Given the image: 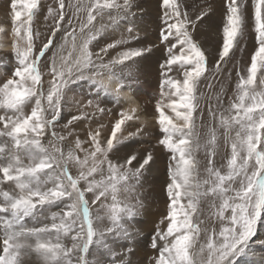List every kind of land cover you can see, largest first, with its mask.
Here are the masks:
<instances>
[{
    "label": "snow or ice",
    "instance_id": "1",
    "mask_svg": "<svg viewBox=\"0 0 264 264\" xmlns=\"http://www.w3.org/2000/svg\"><path fill=\"white\" fill-rule=\"evenodd\" d=\"M248 2L224 0L223 5L222 44L216 71L240 49L248 28L254 32L255 46L246 68L236 72L234 98L224 106L217 97L218 113L209 108L213 119L218 115L219 126L224 130L223 142L230 148L226 163L218 166L215 157L220 144L216 131L210 127L207 139L202 140L195 119L208 58L190 29H196L197 22L202 23L208 14L200 12L192 19L181 6L183 0H161L160 35L163 41H169V47L159 66L162 99L155 111L162 132L159 144L172 154L175 164L170 165L166 183L167 213L161 221H167L166 229L158 230L151 243L159 252L154 264H234L264 219V0H251L250 9ZM132 3L133 0H77L70 5L73 14L83 13L86 19L79 25V35L74 28L64 29V43L57 46L54 38L65 22V0H58L55 15L54 9L48 8L54 21L51 34L36 49L34 41L39 33L33 24L41 11V0H10L17 64L12 77L0 85V109L5 111L0 115V137L7 138L0 144V183L12 185L10 190L0 188V225L4 228L0 264H26L33 253L42 264H100L99 260L89 259L93 245L107 249L109 236L130 238L129 222L142 207L133 193L153 156L148 152L139 159L131 154L114 160L109 154L118 151V133L132 116L121 113L104 141L99 129L90 132V149L83 148V142L77 139L65 155L59 146L63 136L52 131L51 136L58 143L50 141V147L42 139L61 115L64 90L69 83L88 79L97 88V95L103 92L119 96L121 88L126 87L115 72L109 74L116 83L113 89L97 80L95 73L86 76L84 70L95 66L94 53L89 51L90 43L99 35V31H93L94 21L105 15L111 19L113 12L117 16L126 14ZM66 22L72 24L71 19ZM128 31L131 33L132 29ZM69 42L72 51L65 56ZM116 46L109 44L95 55L99 59ZM53 48L56 51H52L50 65H44L51 75L45 90L41 61ZM145 51L126 49L100 67L127 66L126 62L143 56ZM73 52L78 53L74 58ZM174 66L182 69V78L170 75ZM28 108L30 111H26ZM139 132L138 129L129 135ZM201 148L207 158L202 170L196 155ZM77 150L84 152L82 159ZM70 163L78 168L76 175L69 170ZM88 193L92 194L95 211L90 207ZM205 200L210 201V207L215 209L211 215L222 226L218 231L215 227L204 229L205 242L197 251ZM54 208L58 210L53 211ZM41 217L48 222L27 226L28 219L39 222ZM158 241L163 242L159 248ZM205 252L207 255L202 257Z\"/></svg>",
    "mask_w": 264,
    "mask_h": 264
},
{
    "label": "rangeland",
    "instance_id": "2",
    "mask_svg": "<svg viewBox=\"0 0 264 264\" xmlns=\"http://www.w3.org/2000/svg\"><path fill=\"white\" fill-rule=\"evenodd\" d=\"M120 2L122 3V0H120ZM183 2H187V4L182 3L181 6H183L182 8L185 9L189 14L192 15L199 14L200 12H206L208 15L205 18L208 17L209 19L210 17L217 16L215 11L216 8H218L217 5H219L220 8H223L224 5V0H212L211 2L207 0H183ZM9 3L10 0H0V28L4 29L3 32H0V85L12 77V71L17 64L14 53L16 39L10 19ZM76 3L77 0H65V22H62L63 28L54 38L55 44L57 46L64 43L62 38L64 29L72 31L74 28L79 35V25L86 19V16L83 13L77 15L73 14L74 9L70 5H75ZM250 3L251 0L248 2L249 9ZM41 4V11L38 17L34 20L33 24L34 30L39 33V36H37L34 41L36 49H39L42 44L46 42L54 26V21L48 14V8L52 7L54 9L53 15H55L56 9L58 10L59 8L58 0H41ZM184 5L188 6L186 7ZM69 9H71V13L68 14L67 10ZM162 12L163 9L161 7V0H133L132 7L127 11L126 14L122 13L121 16H117L116 13L113 12L111 19L105 15L103 17H98L97 20L94 21L95 27L93 31H99V35H97L96 39L90 43L89 51L94 53L92 61L95 66L90 69H85V75L92 76L93 73H95V78L97 80H103L104 83L109 84L105 81V77L109 76L111 72H115L116 76L121 78V82L126 84L128 88H121V94L119 96H116L114 93L105 95L103 92H100L99 96L97 95V88L88 79L69 83L64 90V100L62 101L63 107L61 115L54 123L53 128L48 129L47 134L42 139V142L46 146L50 147V141L53 144L58 143L51 136L52 131H55L58 137L63 136L64 141L59 142V146L64 150L65 155L67 154L68 147L74 148L75 141L77 139L83 142V148L90 149L91 142L89 139V133L99 129L101 133V140H106V138L111 135V129L114 126L116 120L120 118V113L126 112L132 116V119L126 121V123L122 125L121 133H118V138H121V143L118 146V151L113 150V153L109 154L110 158L114 160L116 158H120L122 160L123 157L127 155L136 154L137 158L139 159L148 152L152 153L153 160L143 172V175L140 177L139 184L136 185L135 192L133 193V195L140 200L142 207L139 208L138 214L135 215L134 218H132L129 222L131 236L130 238H125L122 236H109L107 239V249L99 245H93L90 249L89 259L93 261L99 260L100 264H154L155 258L159 255V252L158 249H153L151 247L152 239L158 230L166 229L167 221L161 223L167 213L168 204L166 186L163 185L168 182L169 168L170 165L175 164V161H173L171 158L172 154L164 146L159 144V139L162 137V132L157 123V118L154 120V123L157 125L150 123L151 121L146 124L145 122H141L138 119L139 113H145L147 110L148 111L146 113L149 114L148 116H153L154 113L158 114L154 110L157 102L162 99L161 88L159 87L162 77L160 75L161 69L159 66L166 59L167 48L169 47V41H163L160 35L161 29L163 27L161 19ZM45 17L48 18L45 19ZM69 19L72 21L71 25L66 22ZM197 24L198 27L196 29H190L193 36H195L198 32L203 31V28L200 27L201 23L198 21ZM140 25L141 27H139ZM129 28L132 29L131 33L128 31ZM244 35V39H246V48L244 49H248L246 54H249L246 55L244 61L246 64H248L250 55L255 46L254 32L251 30V28H248L246 29ZM122 40L126 41V43H118ZM195 40L200 44L197 39ZM79 43L80 41L78 40L77 44ZM109 44H116L117 46L113 49H109L107 55L101 54V57L98 59L95 54L100 53V50L102 48H106ZM131 45L133 48H143L147 49V51L144 52L143 56L135 58L134 61L126 62L127 66L117 65L115 67L109 68L100 67L101 63L108 64L109 60L115 57L119 52L132 48ZM52 51H56V48H53L51 51H49L45 58H43L41 61L43 81L46 84L44 85L45 90L48 85L47 82L51 80V75L48 73V68L44 67V65H50ZM71 51V43L69 42L64 49L63 55L67 56ZM205 54L208 58V67L209 65L213 64V69H210H212L211 71L213 72L216 71L215 65L217 61L216 59H218V49H209V51L205 52ZM76 55H78L77 52L72 53L73 58ZM213 55L214 57H212ZM210 59L213 62H211ZM45 60L47 62H44ZM208 70L205 75L208 74ZM73 75L75 76L77 74L74 73ZM170 75L173 76V78H182V69H179V66H174V70L172 73H170ZM204 76L202 78H204ZM202 78L199 89L203 90V88H206L211 82L210 78L207 80H203ZM155 84L159 86L154 88ZM112 86L113 85H110V87L114 89L115 87ZM126 91H130L131 95L135 96L139 100V110L132 112V107L124 96V92ZM90 100L92 101L91 104L89 103ZM103 102L105 103L103 104ZM165 102L167 103L168 101L165 100ZM100 109H103V111ZM151 109L154 112L151 111ZM26 111H30V108L26 109ZM4 114V109H0V115ZM74 116L78 117V119L73 120L72 118ZM69 121L72 122L69 123ZM151 126L154 127L152 128ZM138 128L140 130L139 135H129L130 133H137ZM154 129H156V131ZM139 137L144 139L145 142L141 144L138 143ZM6 139L7 138L0 137V144H3ZM131 141L134 142L133 145H130ZM135 146L138 147L136 150ZM8 147L11 149L10 143ZM220 150L221 151H218L220 155L218 158H215V162H218H216L218 166L221 163H226V157L230 154V150ZM80 152L82 151L77 150L76 154L82 159L84 152ZM196 155L198 156L197 159L200 160V168L202 170L207 161L204 149L201 148L198 150ZM2 162L3 161L0 160V163ZM69 170L73 175H76L78 172V168L73 163L69 164ZM0 180H2V176H0ZM81 186H84L83 183ZM11 187L12 185L10 182L0 183V188H3L4 190H10ZM87 198L89 199L90 207L93 211H95L96 206L91 204L92 194L88 193ZM0 200H2V196H0ZM205 201L202 202L203 211L200 218L204 221V223L201 225L202 231L197 245V251L199 250V245L205 242V232L203 230L215 227L218 231V227L216 226L222 223L219 219L211 215L215 209L210 207V201ZM154 204L157 206L159 205V208ZM56 210L58 209H53V211ZM209 221H214V224ZM44 222L48 221H45L44 217H41L39 222H34L33 220L28 219L26 224L27 226L31 227L34 225L38 226V223ZM3 232V225H0V241L3 239ZM162 243L163 242L158 241V248L162 246ZM0 250H2V244H0ZM0 254H2V251H0ZM206 255V252L201 254L202 257ZM31 257L32 254L28 258ZM37 264H42V261L39 260ZM234 264H264V219H261L257 224L255 235L249 241L248 248L242 255L235 259Z\"/></svg>",
    "mask_w": 264,
    "mask_h": 264
},
{
    "label": "bare ground",
    "instance_id": "3",
    "mask_svg": "<svg viewBox=\"0 0 264 264\" xmlns=\"http://www.w3.org/2000/svg\"><path fill=\"white\" fill-rule=\"evenodd\" d=\"M74 1V0H73ZM209 2H211L212 0H207ZM136 2V1H135ZM214 2V1H213ZM53 3V1H52ZM137 3V2H136ZM184 4H187V2H183ZM218 3V2H217ZM216 3V4H217ZM215 4V5H216ZM142 5V4H141ZM184 6H188V5H184ZM218 8H216V14L217 16L216 17H210V19L207 17L203 20V22L200 24L203 28V31L202 32H198L194 37V39H197L199 42H200V45L202 46V49L207 52L209 51V49H219L218 47H220V45L222 44V17H223V12H224V7L223 8H220L219 5H217ZM183 7V6H182ZM144 8V7H143ZM57 10V9H56ZM136 10V9H135ZM142 11V10H140ZM157 11V10H156ZM68 14L71 13V9L67 10ZM138 12V11H137ZM198 13V12H197ZM67 14V15H68ZM215 14V15H216ZM82 15V14H81ZM122 15V13L120 14V16ZM198 14H189V16L191 18H195L194 16H197ZM141 16V15H140ZM68 17V16H67ZM126 17V16H125ZM129 17V16H128ZM84 18V17H83ZM130 18V17H129ZM118 19V18H117ZM131 19V18H130ZM141 19V18H139ZM144 20V19H143ZM117 21V20H116ZM121 21V20H120ZM132 21H133V18H132ZM141 21V20H140ZM152 21V20H151ZM119 22V21H118ZM121 23V22H120ZM119 23V24H120ZM114 27H115V24H114ZM141 27V25L139 26ZM40 28V27H39ZM37 30V29H36ZM114 30V29H113ZM104 31V30H103ZM102 31V32H103ZM111 31V30H110ZM112 32V31H111ZM117 32V31H116ZM120 32V30H119ZM246 32V31H245ZM114 34V33H113ZM119 36V35H118ZM247 36V35H246ZM245 38V35L240 43V49L239 50H235V53L234 55H232L231 59L227 61V63H222L219 71H211L213 68H212V65H209L208 67V74H206L204 76V78H202L203 80H207L210 78V84L207 85L206 88H203L200 89V105H199V109L197 110V113H196V127L198 128L197 130L200 132V135H201V138L202 140L204 139H207L208 137V130L210 127L214 128L215 131H216V134L219 138V144H220V147H219V150L218 151H221L220 149H223V150H226V151H229L230 148L228 146H226L223 142V129L219 126V117L217 115V118L216 119H213V117L210 115V112H209V108H211L212 110L214 111H217V113L219 112V106H218V103H217V97H219V100L222 102V104L224 106H227L228 102L230 99L234 98V95H235V86H236V83H237V75H236V72L237 70H243L246 68L247 64L245 63V57L246 55H249V54H246V51L244 48H246V39ZM149 41V40H148ZM254 42V41H253ZM134 44V43H132ZM139 45V43H138ZM132 46V45H131ZM248 46H251V45H248ZM254 46V44H253ZM133 48V46H132ZM250 49V48H249ZM252 51V50H251ZM211 53V52H210ZM209 53V54H210ZM214 53V52H213ZM216 53V52H215ZM212 55V54H211ZM215 55V54H214ZM214 55L212 57H214ZM207 56V55H206ZM209 56V55H208ZM211 57V58H212ZM218 57V55H217ZM154 60V59H153ZM211 60V59H210ZM217 60V59H216ZM247 60V59H246ZM44 62H47L46 60ZM211 62H213L211 60ZM212 68V69H210ZM215 69V68H214ZM49 73V72H48ZM47 74V73H46ZM45 77V76H44ZM49 77V75H48ZM51 78V77H50ZM49 78V79H50ZM100 78V77H99ZM46 79V78H44ZM105 81L108 82L110 85H113L114 87H116V83L112 80L109 79V76L105 77ZM144 81V80H143ZM149 82V81H148ZM147 82V83H148ZM209 82V81H208ZM48 83V82H47ZM128 84V83H127ZM201 84V83H200ZM44 85H46L44 83ZM126 85V84H125ZM133 85V84H132ZM147 85V84H146ZM210 85V86H209ZM48 86V85H47ZM112 86V87H113ZM130 86V85H129ZM134 86V85H133ZM159 85L155 84L154 88H157ZM127 87V86H126ZM160 87V86H159ZM128 88V87H127ZM47 89V88H46ZM123 90V89H122ZM157 90V89H155ZM125 93V98L126 100L130 103L132 109H135V111L139 110V100L135 97V96H132L130 91H126L124 92ZM100 96V95H99ZM110 101V100H109ZM105 102H103L104 104ZM100 104V103H99ZM111 104V103H110ZM115 105V104H114ZM113 105V106H114ZM142 105V104H141ZM144 105V104H143ZM146 105V104H145ZM111 106V107H113ZM118 106V105H117ZM123 107V106H122ZM148 107V106H147ZM155 107V106H154ZM103 108V107H102ZM129 108V107H128ZM118 109V108H117ZM131 109V108H130ZM146 109V107H145ZM147 110V109H146ZM130 111V110H129ZM134 111V112H135ZM148 111V110H147ZM146 111V112H147ZM151 111H153L151 109ZM155 111V110H154ZM153 111V112H154ZM167 111V114L171 115L174 117V113H171L170 110H166ZM107 112V111H106ZM119 112V111H118ZM125 112V111H124ZM144 113V112H141L139 113V116H138V119L139 121L141 122H145L146 124L148 122L150 123H154L155 119L157 118L158 119V114H155L153 116H148L149 114L147 113ZM126 113V112H125ZM132 113V112H131ZM149 113V112H148ZM115 114V113H114ZM121 114V113H120ZM113 115V114H112ZM115 117V116H114ZM100 118V117H99ZM109 119V118H108ZM107 119V120H108ZM98 120V119H97ZM178 123V121H177ZM155 124V123H154ZM127 125V124H126ZM132 125V124H131ZM157 125V124H155ZM128 126V125H127ZM139 126V124H138ZM142 127V126H141ZM152 127V126H151ZM154 127V126H153ZM152 127V128H153ZM158 127V126H157ZM136 128V127H135ZM127 129V128H125ZM139 129V128H138ZM145 129V128H144ZM156 131V129H154ZM121 133V132H120ZM146 133V132H145ZM141 134V133H140ZM149 134V132H148ZM147 134V135H148ZM139 135V134H138ZM234 135V133H233ZM124 136V135H123ZM145 136V135H144ZM120 137V135H119ZM127 140V139H126ZM137 140V139H136ZM135 140V141H136ZM144 139H141L139 137V140H138V143H144ZM133 141H131L130 145H133ZM138 146V144H137ZM137 146H135V150L138 148ZM126 147V146H125ZM119 148V147H118ZM146 148V147H145ZM143 148V149H145ZM80 153H83V152H80ZM203 153V152H202ZM199 154V153H198ZM220 155V153L218 152V155L215 157V158H218V156ZM198 157V156H197ZM158 159V158H157ZM206 159V158H205ZM207 160V159H206ZM217 162V161H216ZM215 162V163H216ZM218 163V162H217ZM74 170V169H73ZM75 172V171H74ZM158 175V174H157ZM155 175V176H157ZM157 178V177H156ZM160 178V177H158ZM164 179V178H163ZM158 182V181H157ZM145 183V182H144ZM159 183V182H158ZM155 184V183H154ZM161 185V184H160ZM162 186V185H161ZM163 186H166L163 185ZM162 186V187H163ZM158 188V187H157ZM159 189V188H158ZM206 202V201H205ZM208 203V202H207ZM156 205V204H154ZM157 206V205H156ZM159 206V205H158ZM157 206V207H158ZM159 208V207H158ZM153 217V216H152ZM155 217V216H154ZM211 223L214 224V221H209ZM158 224V223H156ZM222 226V223L217 225L216 227H218V230L219 228ZM204 238H205V235H204ZM39 258L35 255V253L32 254V257L31 258H27L26 259V264H37L39 262Z\"/></svg>",
    "mask_w": 264,
    "mask_h": 264
}]
</instances>
